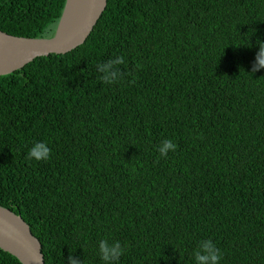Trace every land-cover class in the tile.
Instances as JSON below:
<instances>
[{"label": "trees", "instance_id": "16d2710c", "mask_svg": "<svg viewBox=\"0 0 264 264\" xmlns=\"http://www.w3.org/2000/svg\"><path fill=\"white\" fill-rule=\"evenodd\" d=\"M67 0H0V31L51 39ZM264 0H108L87 41L0 76V207L45 264H264ZM120 76L106 83L100 65ZM171 139L175 151L161 156ZM36 142L46 160L29 157ZM0 264H22L0 248Z\"/></svg>", "mask_w": 264, "mask_h": 264}, {"label": "water", "instance_id": "95a60500", "mask_svg": "<svg viewBox=\"0 0 264 264\" xmlns=\"http://www.w3.org/2000/svg\"><path fill=\"white\" fill-rule=\"evenodd\" d=\"M108 0H67L55 36L28 39L0 31V76L14 74L38 58L66 55L82 46L107 9ZM0 248L22 264H45L43 246L21 215L0 207Z\"/></svg>", "mask_w": 264, "mask_h": 264}, {"label": "clouds", "instance_id": "9594fccd", "mask_svg": "<svg viewBox=\"0 0 264 264\" xmlns=\"http://www.w3.org/2000/svg\"><path fill=\"white\" fill-rule=\"evenodd\" d=\"M259 45V52L257 54L256 63L253 67V72L259 71L264 68V41H257ZM123 63V58L115 61H110L107 64L100 65V71L106 73L103 77L106 83H111L117 80L120 76L118 70L114 69L115 65ZM177 145L173 140L168 139L162 142L159 147L161 156H167L170 151H175ZM51 155V149L44 142H36L29 150V157L35 160H46ZM124 247L119 241L110 243L107 239L99 241V252L101 259L105 264H119L120 258L124 255ZM196 264H220L222 253L217 248L212 240H202L199 243L195 253ZM71 264H78L74 258H70Z\"/></svg>", "mask_w": 264, "mask_h": 264}]
</instances>
